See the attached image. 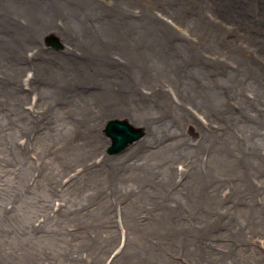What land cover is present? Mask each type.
I'll return each mask as SVG.
<instances>
[{"label": "rangeland", "instance_id": "374dc122", "mask_svg": "<svg viewBox=\"0 0 264 264\" xmlns=\"http://www.w3.org/2000/svg\"><path fill=\"white\" fill-rule=\"evenodd\" d=\"M12 1L0 0V12L5 7L10 10ZM46 1L52 5L54 0ZM89 1L97 16L89 15L83 1L69 0L67 7L89 13L79 17L58 11L55 23L44 30L41 25H26L23 14L27 10L17 8L15 15L23 23L0 25L1 39H10L15 28L29 39H24L25 55L8 57L12 69H19L17 82L13 70L0 76V103L16 107L15 95L19 94L24 104V119L13 116L11 124L6 123L11 128L0 141V195L9 210L16 208L12 201L23 191L17 182L19 162L26 165L29 183L35 184L43 198L54 190L47 213L35 214L29 225L35 233L52 235L51 244L65 254V260L58 253L40 264H165L164 260H172L171 264H260L264 254V230L259 227L260 220L264 224V139L254 140L242 128L232 130L226 125L246 111L253 129L258 126L264 132V0ZM38 9L45 16L53 10L45 5ZM76 19L81 21L78 30L72 25ZM96 32L105 44L110 39L115 45L108 74L140 84L161 80L165 89L170 88L166 97L158 98L157 91L140 86L141 104L159 112L161 100L168 101L171 107L166 114L179 118L163 121L178 129L179 137L173 135L169 141L191 162L178 161L171 175H153L138 189L131 185L138 178L131 166L148 152L131 153L142 138L112 155L105 132L113 119L145 127L138 117L111 114L80 130V141L91 153L84 157L91 159L85 169L81 159H71L74 155L61 154L66 159L55 162L53 146L60 149L75 138L58 126L60 141L52 139L49 129L57 127L44 110L52 102L37 98V85L43 89L40 81L46 84L45 90L46 86L52 90L55 59L64 57L73 46L89 53ZM54 36L62 46L59 49L49 44ZM135 42L145 48L140 50ZM8 59L4 63L10 64ZM81 61L83 66L100 63L91 58ZM36 68L38 73H34ZM11 95L12 100L4 98ZM66 104L62 101L58 107L64 109ZM5 116L0 113L2 122ZM193 123L200 126L199 131L190 128ZM11 142L18 148L8 152L6 146ZM104 158L110 160L105 166L100 163ZM67 162L73 163L68 168L73 177L63 179L55 189L50 187L51 168ZM192 165L199 167L197 173ZM109 173L123 182L130 178V182L117 179L120 185L111 190L103 183ZM91 177L97 178L95 189L88 186ZM209 236L217 238L210 243L213 247L195 246ZM56 243L61 244L59 249Z\"/></svg>", "mask_w": 264, "mask_h": 264}, {"label": "bare ground", "instance_id": "6f19581e", "mask_svg": "<svg viewBox=\"0 0 264 264\" xmlns=\"http://www.w3.org/2000/svg\"><path fill=\"white\" fill-rule=\"evenodd\" d=\"M64 1L54 0L53 4L50 5V3L46 0H13L10 3V10H8V7H5L7 4L4 6L5 9H1L0 25L22 24L23 22L21 21V18L15 15L14 9L17 8L27 10V13L23 14L28 20L26 25L31 24L33 27L41 25L44 30L50 28L51 25L55 23L54 19L57 16L54 15L57 14L58 11L59 13L64 11L66 15L76 14L79 17H84L89 12L91 13L89 15L97 16L96 11H91L93 9V6L91 5V3H93L92 1L79 0L80 2L83 1V7L89 8V12L86 14L67 7V1L69 2V0ZM74 1L78 2V0ZM44 5L53 8L52 12L47 16H45L46 14L38 9ZM61 15L65 16L64 14ZM80 23L81 21L76 19L75 24L72 25L78 30V27L81 25ZM16 30L17 29L15 28L14 31H12L14 35L10 36V39L0 38V76L7 75L6 73H11L10 70H13L16 73V75L14 74L15 77H13L15 82H17L16 78L18 76L17 72L19 69H12L14 64L13 62L10 63L8 57L13 59L15 55H17V57L25 55L24 39L29 40L26 34H17L19 32H23ZM92 38L95 46L89 50V53L79 51L76 46H73L67 51V54L64 57H57L55 59L57 68L53 71V74L55 75L54 78L56 81L51 79V91H47V86L45 90L46 84L42 81H40V84L43 83V89L39 88L40 85H37L36 87L39 93V97H37L39 102H41L42 99L45 100L48 98H50V102H52V104H48L44 107L46 112L45 115L49 118L48 120H52V123H55L57 127L56 129H49L52 130L50 134L52 139L60 141V139H58L60 137V129H58V126H61L59 128H61V131H64L65 133L69 131L67 134L68 136H73V138H75L68 141V143L60 149L53 146L54 156L57 158L55 162H62L69 156L74 155L71 159H81V163L86 166L84 168L88 169L87 164L91 159L84 157L91 156V153L90 150L86 148L87 146L85 147L80 141L81 138L78 132L85 129L87 126L96 125L106 116L123 113L132 114L135 117H138L141 123L145 126L142 128L144 133V136L141 139L142 143L133 150V153H131L132 156H137L138 152H141L143 149H146L148 152V155L138 157V159L132 164L131 171L133 174L136 173L138 178H135L131 185L138 189L140 188V185L144 186L145 184L146 186L147 183L143 181H146L153 175V178L156 176L158 177V175L161 174L171 175L174 170V166L176 163H180L178 162L180 160H183L182 163L189 165L191 162L181 155L182 151L179 146H172L174 143L169 141L173 139V135H177L179 137V134L177 133L178 129L172 128L170 124L163 121H168V117H170L171 121H173V117L176 119L179 118L175 114H166V112H168V108L171 107L168 104V101L164 102L161 100L158 104L161 117L156 116L159 112L155 108L143 106L141 104L142 97L139 93L141 90L140 86L144 88L149 87L150 90L157 91L156 93L158 98L166 97L170 88L165 89L166 83L161 80L149 81L144 79L145 82L140 84V81L120 80L112 77V75L108 74V72H112L110 67L113 65L112 58H114L115 55L111 51L114 49L115 45L110 39H107L105 44L98 32L94 33ZM135 43L136 47H139L140 50L145 48V45H140L138 42ZM126 44L129 43L127 42ZM12 46L14 49L10 51L8 47L11 48ZM129 48L133 50L131 46ZM84 58H91L98 61L100 60V63L83 66L81 59ZM7 59L9 60V63L13 65L10 66V64L4 63ZM84 71H87L86 75L83 74ZM34 73H38L37 68ZM0 85L2 84L0 83ZM15 85L17 88V83H15ZM83 92H86L88 95L86 97H82V99L80 95ZM11 94L14 96V92ZM12 95L4 98L12 100ZM18 97L19 94L17 96L15 95V100L17 101L16 107H13V105L11 106L9 102H4V104L0 103V113L2 112V114L6 115L3 119L4 122L0 120V141L3 140L6 130L8 131V129L11 128L8 127L6 123L9 121L10 125L11 118L13 116L19 121L22 118L24 119V117H22L23 115L21 110L24 107L23 97ZM62 101L67 102V104L63 106L64 109L58 107L59 103ZM59 113L61 114V117L59 116L58 118L57 115H59ZM251 118L252 117L244 111V115L240 114L235 116L234 120L229 122V125H226V127L232 130L242 128V130L246 133H251V138L254 140L264 139V132H262L258 126H255V129H253ZM190 128L197 132L199 131L200 126L193 123L190 124ZM221 129L223 130V125H221ZM200 147H202V145ZM17 148L18 145L16 143L14 144V142H11L6 146L8 152H13L12 150H16ZM238 150H241L240 143H238ZM61 154H65L66 158H63ZM109 162L110 160H105V158L100 161L103 166L107 165ZM72 166V162H67L65 165H59L57 168H51L50 166L48 168V172L51 168L50 175L52 176V179L49 182V186L55 189V186L62 183L63 179H71L73 176H70V170L68 168H72ZM192 170H195L197 173L199 171V167L192 165ZM17 172V182L19 188L23 191H21V193L13 199L12 203H14L15 207L18 209L14 208L13 210H9L5 206V199L0 195V264H40L44 263L45 260H53L58 253V256L65 260V254L60 252V250H56L55 245L51 244L52 235L49 233H35L29 225L31 217H34L35 214L39 213L40 215H45L47 213L49 202H51L50 195L54 193V190L50 191L48 195L45 194L43 198V196L37 192L35 184L33 182L29 183L30 179L27 178L29 173L26 165L19 162ZM206 172H208L207 177L210 179L212 176L210 169ZM87 173L88 172H86V174ZM117 179L123 182V180L117 177L114 173H109L106 180H103V183L108 184V188L112 190L114 186L120 185ZM96 181V177H91L88 186L93 189ZM75 182H78V179H75ZM124 182H130V178H126ZM158 187L162 189L161 185ZM152 188L153 186H151V189ZM166 190L168 191L169 188L166 187ZM157 194L158 193H155V195ZM131 207L134 209L135 204L132 203ZM196 209L199 210L200 208L197 206ZM261 211L263 212L262 217L264 218V207ZM259 227L264 230V224L262 225L261 220ZM138 233L141 234V232ZM138 236L139 238L142 237L141 235ZM141 239L143 240V238ZM216 239V236H209L203 240V243L200 241L195 242V246L201 247L202 250H204L207 245L213 247L210 243H213ZM56 246L59 249L61 244L56 243ZM194 252L192 256L196 257V251ZM164 262L165 264H171L172 260H164ZM259 263L264 264V254L262 255V260Z\"/></svg>", "mask_w": 264, "mask_h": 264}, {"label": "water", "instance_id": "95a60500", "mask_svg": "<svg viewBox=\"0 0 264 264\" xmlns=\"http://www.w3.org/2000/svg\"><path fill=\"white\" fill-rule=\"evenodd\" d=\"M49 44L57 49L61 48L60 42L57 37L49 40ZM107 136L111 138L113 142L112 146L109 148L110 154H117L123 151L129 144L141 139L144 133L139 128H133L126 121L113 120L106 125Z\"/></svg>", "mask_w": 264, "mask_h": 264}]
</instances>
